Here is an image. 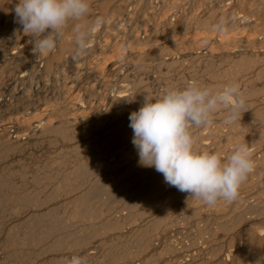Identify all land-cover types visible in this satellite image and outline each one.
Listing matches in <instances>:
<instances>
[{"label":"bare ground","instance_id":"obj_1","mask_svg":"<svg viewBox=\"0 0 264 264\" xmlns=\"http://www.w3.org/2000/svg\"><path fill=\"white\" fill-rule=\"evenodd\" d=\"M16 3L0 0V264H264V0H89L80 56L72 22L35 53ZM192 83L245 98L236 122L189 129L197 151L251 149L231 203L138 164L129 114Z\"/></svg>","mask_w":264,"mask_h":264},{"label":"clouds","instance_id":"obj_2","mask_svg":"<svg viewBox=\"0 0 264 264\" xmlns=\"http://www.w3.org/2000/svg\"><path fill=\"white\" fill-rule=\"evenodd\" d=\"M14 12L24 34L34 38L35 53L53 51L69 22L75 55L88 50L92 26L82 21L89 15V0H18ZM101 22L98 19L95 24ZM241 109H245V98L234 83L219 91L192 83L183 89H166L158 97L145 96L140 108L129 114L138 164L154 167L166 184L207 205L220 199L235 201L254 169L251 149L237 141L223 159L208 150L197 151L189 129L211 126L213 114L221 110L226 112L224 123L230 125L241 118ZM67 264L85 262L73 256Z\"/></svg>","mask_w":264,"mask_h":264}]
</instances>
